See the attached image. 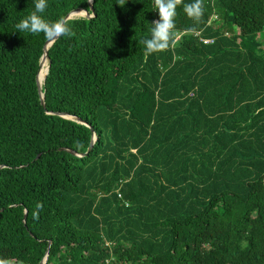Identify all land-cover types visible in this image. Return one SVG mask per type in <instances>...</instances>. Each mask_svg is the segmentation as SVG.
Instances as JSON below:
<instances>
[{"label": "trees", "instance_id": "trees-1", "mask_svg": "<svg viewBox=\"0 0 264 264\" xmlns=\"http://www.w3.org/2000/svg\"><path fill=\"white\" fill-rule=\"evenodd\" d=\"M193 2L150 53L155 0H93L48 48L43 106L51 37L16 30L34 0H0V259L264 264V0Z\"/></svg>", "mask_w": 264, "mask_h": 264}, {"label": "clouds", "instance_id": "clouds-1", "mask_svg": "<svg viewBox=\"0 0 264 264\" xmlns=\"http://www.w3.org/2000/svg\"><path fill=\"white\" fill-rule=\"evenodd\" d=\"M125 2L126 0H117L120 5ZM178 2L179 0H155L159 19L153 23L151 35L145 38L144 43L148 52L168 47L171 30L175 27L174 17L177 15ZM47 7L48 0H34V10L16 24V30L32 34L44 33L48 37L71 35V29L64 21L49 22L44 18ZM184 11L189 16L198 18L202 13L200 0L187 4ZM0 264H10V262L0 259Z\"/></svg>", "mask_w": 264, "mask_h": 264}, {"label": "water", "instance_id": "water-1", "mask_svg": "<svg viewBox=\"0 0 264 264\" xmlns=\"http://www.w3.org/2000/svg\"><path fill=\"white\" fill-rule=\"evenodd\" d=\"M90 8H91V11L86 10V9H75V10L71 11L69 14H67V16H66L62 21L66 22L68 19H71V18H74V17H77V16H84V17H86V18H91V17L94 16V14H93V13H94L93 0H90ZM58 37H59V35L54 36V37H51V38L46 42V44H45V46H44V53H43L42 58H41V60H40V69H39V73H40V70L42 69V66H43V65L45 64V62H47V61H48V70H49L48 48L54 43V41H55ZM39 73H38V75H37V86H38V92H39V95H40V101H41V104H42L43 106H45L44 92H43V90H42V82H41V80H40V78H39ZM47 73H48V71H47ZM58 114L61 115V116L67 117V118H68V117H69V118L71 117L68 113H58ZM71 118H73V119H75V120H77L78 122H81V123H83V124H87L86 121H84V120H82V119H80V118H75V117H71ZM95 140H96V136H95V134H93V141H92V144H91L89 150L92 148V146H93ZM59 150H66V151H68V152H70V153H72V154H77L74 150L67 149V148H59ZM89 150H88V152H89ZM88 152H87V153H88ZM87 153H84V155L87 154ZM26 215H27V211H26L25 216H24V221H25ZM50 243H51V242H50ZM47 256H48V254H47L46 257L41 261V264H43V263L46 262V260H47Z\"/></svg>", "mask_w": 264, "mask_h": 264}, {"label": "bare ground", "instance_id": "bare-ground-1", "mask_svg": "<svg viewBox=\"0 0 264 264\" xmlns=\"http://www.w3.org/2000/svg\"><path fill=\"white\" fill-rule=\"evenodd\" d=\"M44 66H45V69H44V75H43V78H42V80H41L42 83H43L44 78H45V76H46V74H47V71H48V63L45 62Z\"/></svg>", "mask_w": 264, "mask_h": 264}, {"label": "built area", "instance_id": "built-area-1", "mask_svg": "<svg viewBox=\"0 0 264 264\" xmlns=\"http://www.w3.org/2000/svg\"><path fill=\"white\" fill-rule=\"evenodd\" d=\"M203 41H204V43H210V42H212L213 40L212 39H203Z\"/></svg>", "mask_w": 264, "mask_h": 264}]
</instances>
